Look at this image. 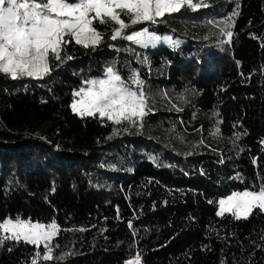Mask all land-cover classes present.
I'll use <instances>...</instances> for the list:
<instances>
[{
  "label": "trees",
  "instance_id": "trees-1",
  "mask_svg": "<svg viewBox=\"0 0 264 264\" xmlns=\"http://www.w3.org/2000/svg\"><path fill=\"white\" fill-rule=\"evenodd\" d=\"M194 2L209 7L126 30L147 27L175 47L113 41L116 25L95 22L101 43L72 40L43 78L0 73V223L60 229L52 260H42L44 244L7 240L0 264H32L37 252L40 264L137 254L141 264H264V213L216 215L219 198L264 183V0ZM227 17L225 44L212 24ZM108 67L144 93L142 121L72 111L73 93Z\"/></svg>",
  "mask_w": 264,
  "mask_h": 264
},
{
  "label": "snow or ice",
  "instance_id": "snow-or-ice-1",
  "mask_svg": "<svg viewBox=\"0 0 264 264\" xmlns=\"http://www.w3.org/2000/svg\"><path fill=\"white\" fill-rule=\"evenodd\" d=\"M207 7L209 5L195 3L194 0H0V73L9 74L12 79L23 76L43 78L51 71L49 59L63 62L61 52L72 40L85 48H95L101 43V34L93 26L95 22H112L116 25L110 36L113 41L119 38L143 47L155 46L161 37L147 27L133 30L130 34L126 30L144 22L157 23L166 15L181 13L185 9L196 11ZM122 15L127 16L130 23H126ZM231 19L227 17L212 24L227 37L221 43L226 44L231 40L233 33L228 23ZM163 39L173 47L179 43L170 36ZM105 74L106 79L86 81L95 87H82L79 92L73 93L74 97L79 96L80 99L73 100L72 111L81 116L98 113L116 124L142 121L150 111L147 110L144 93L127 87L112 67H108ZM131 80L135 84H142L136 73H133ZM117 133L118 129L114 128L113 135ZM257 210L264 213V183L257 189L246 188L221 199L216 215L231 213L240 220L247 219ZM129 227H132L131 223ZM59 231L55 221L44 225L19 217L15 221L5 219L0 223V246L7 240L24 241L37 247L43 242L46 250L42 260L50 261L53 256L48 241ZM40 257L41 254L37 252L32 264H40ZM126 264H141V256L137 254Z\"/></svg>",
  "mask_w": 264,
  "mask_h": 264
},
{
  "label": "rangeland",
  "instance_id": "rangeland-1",
  "mask_svg": "<svg viewBox=\"0 0 264 264\" xmlns=\"http://www.w3.org/2000/svg\"><path fill=\"white\" fill-rule=\"evenodd\" d=\"M203 4H205V3H203ZM123 17H127V16H123ZM122 18V17H121ZM128 18V17H127ZM123 19V18H122ZM126 23H130V21H129V18H128V21L126 22ZM145 23V22H144ZM150 31V30H149ZM158 36V35H157ZM159 37H161V40L160 41H158L157 43H156V45L155 46H153V45H148L147 47H150V48H153V47H156V46H160V45H170L169 43H167V42H165L164 41V37H169V36H159ZM171 46V45H170ZM1 74H5V73H1ZM7 75H9V74H7ZM10 76V75H9ZM10 78H11V76H10ZM19 78H31V77H27V76H23V77H19ZM107 77H106V74H105V72H103L102 74H100V75H98V76H94V77H92V78H90V79H88V80H86V81H98V80H102V79H106ZM31 79H33V78H31ZM86 81H84L83 82V84L81 85V87L78 89V90H76L75 92H79V90L83 87V88H88V87H90V86H93V87H95V85H89L88 83H86ZM134 91H136L135 89H133ZM138 92V91H137ZM74 99H76V100H79L80 99V97L79 96H76V97H74L73 96V99H72V102H71V105H72V103H73V100ZM70 105V106H71ZM71 109H72V107H71ZM75 113V112H74ZM76 114H78V113H76ZM97 115H99L98 113H96ZM79 115V114H78ZM95 115V114H94ZM81 116V115H80ZM100 116V115H99ZM228 197V196H227ZM227 197H221V198H219L218 199V211H219V201L221 200V199H226ZM32 223H37V222H32ZM40 224H43V223H40ZM49 224H51V223H49ZM44 225H48V224H44ZM41 244H43V242L41 243Z\"/></svg>",
  "mask_w": 264,
  "mask_h": 264
}]
</instances>
